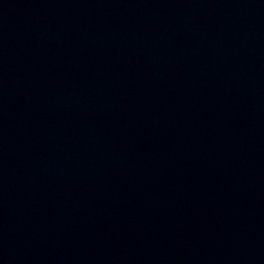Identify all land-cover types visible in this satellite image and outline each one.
<instances>
[{
  "label": "water",
  "instance_id": "obj_1",
  "mask_svg": "<svg viewBox=\"0 0 264 264\" xmlns=\"http://www.w3.org/2000/svg\"><path fill=\"white\" fill-rule=\"evenodd\" d=\"M0 189L100 264H264V0H0Z\"/></svg>",
  "mask_w": 264,
  "mask_h": 264
}]
</instances>
